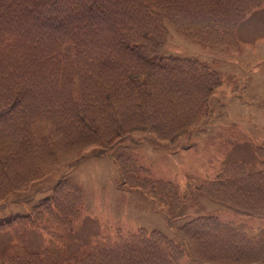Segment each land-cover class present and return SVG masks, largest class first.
I'll return each mask as SVG.
<instances>
[{"label":"trees","instance_id":"16d2710c","mask_svg":"<svg viewBox=\"0 0 264 264\" xmlns=\"http://www.w3.org/2000/svg\"><path fill=\"white\" fill-rule=\"evenodd\" d=\"M262 2L0 0V205L11 190L42 177L60 155L78 157L92 146L113 145L134 128L170 139L197 123L219 72L192 56L147 55L167 38V23L188 38L236 47L238 23ZM255 151L264 157L262 145ZM113 157L122 182L161 201L169 216L178 212L185 197L175 182L151 177L131 152ZM260 163L249 170L245 161L226 162L197 187L264 214ZM81 198L78 183L62 178L27 213L1 222L16 243L0 251V264H58L46 250L19 249L23 231L45 216L65 225L78 215ZM178 230L199 261L264 262V226L249 232L215 214H200ZM182 255L161 230L139 227L99 239L74 264H177Z\"/></svg>","mask_w":264,"mask_h":264},{"label":"rangeland","instance_id":"374dc122","mask_svg":"<svg viewBox=\"0 0 264 264\" xmlns=\"http://www.w3.org/2000/svg\"><path fill=\"white\" fill-rule=\"evenodd\" d=\"M167 28V38L147 59L166 54L192 56L220 74L198 122L170 139L156 138L146 128H134L113 145L92 146L78 157L58 156L55 163L44 168L42 177L24 189L11 190L1 200L0 223L27 213L33 204L47 198L62 178L80 186L79 213L65 225L47 216L41 222L27 224L19 249L46 250L56 263L74 264L108 234L143 227L161 230L182 248L177 264H214L199 261L189 253L186 238L178 230L181 223L196 215L215 214L249 232L264 226V214L213 199L197 187L212 179L226 162L242 160L249 170H255L264 161L255 151L257 145L264 147V0L238 23L237 47L188 38L169 23ZM121 151L135 154L151 177L177 183L185 201L175 215L169 216L161 201L122 182L113 157ZM15 243L9 229H0V251H9Z\"/></svg>","mask_w":264,"mask_h":264}]
</instances>
